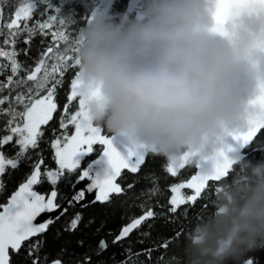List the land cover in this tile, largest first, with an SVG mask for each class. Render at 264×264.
Masks as SVG:
<instances>
[{
  "label": "clouds",
  "instance_id": "9594fccd",
  "mask_svg": "<svg viewBox=\"0 0 264 264\" xmlns=\"http://www.w3.org/2000/svg\"><path fill=\"white\" fill-rule=\"evenodd\" d=\"M70 3L71 0H65ZM137 19L93 10L73 45L83 120L176 163L211 161L264 121V6L214 31L215 0H138ZM213 210L184 232L182 264H249L264 248V161L229 157Z\"/></svg>",
  "mask_w": 264,
  "mask_h": 264
},
{
  "label": "trees",
  "instance_id": "16d2710c",
  "mask_svg": "<svg viewBox=\"0 0 264 264\" xmlns=\"http://www.w3.org/2000/svg\"><path fill=\"white\" fill-rule=\"evenodd\" d=\"M96 1L71 0L70 3H67L65 0H49L52 9L59 10L60 13L57 14L49 9L44 15L41 13L44 12L46 5L39 4L36 13L27 21L29 27L35 26L33 34L30 36L27 31H22L16 38V43L12 45L4 43L5 36L9 31L5 25L14 18L15 12L27 0H0V33H2L0 34V51L14 52L17 62L27 70L19 71L18 76L13 77V81L21 77L26 79L27 74L33 71L42 59L45 60L47 68L51 72L52 65L57 61L44 56L49 47H52L54 52L61 53L68 48L67 54L74 55L70 48L73 46L75 32L87 22ZM127 3L128 0H110L108 11L124 13L127 11ZM53 15H56V20L51 21V26L41 32L37 22L43 23ZM129 15L132 14L129 13ZM62 18L65 19L63 24L60 23ZM24 23L23 20L20 22L21 28ZM60 33L67 36V41L59 39ZM26 39L29 40L27 44L24 42ZM49 56L52 54L50 53ZM65 63L72 64L74 61ZM0 69H3L0 71V85H8V87L0 89V99L8 97V100L0 105V109H7L9 102H13L17 112L24 111L23 104L14 103L15 97L18 92H26L27 87H31L34 82L29 81L23 89H14L12 84H8V77L12 75V71L11 60L7 57H0ZM76 71V67L68 68L63 77H60L59 74L56 75L57 79L62 80V84L57 87L54 96L57 109L53 112L52 119L47 124L41 125L43 135L38 141V147L29 151L31 160L22 162L18 170L7 168L6 173L0 176V180L4 182V188L0 190V205L4 204L16 187L26 179L32 170L31 165L37 163L41 158L45 164L43 171L58 168L52 143L57 138L62 139L65 134L73 131L74 126L71 124H68L66 129H62L60 125L62 117L67 123L70 115L76 111L77 102L67 100ZM43 74L42 68L41 72L37 73V77L40 78ZM52 83L54 81L49 79L39 95H36L34 89L32 99L47 95V88L51 87ZM65 104L69 105L67 114L64 112ZM10 118L8 114L0 113V137L8 134L6 130ZM101 134L111 136L103 130H101ZM93 148V153L85 158L81 169L86 162L99 155L103 146L94 145ZM18 150L10 146L7 147V150L4 146L0 148L1 153L6 157H10L9 153H17ZM243 158L252 162L264 161V135H258L246 144L243 149ZM168 163L169 161L164 157L147 153L145 162L136 173H131L129 170L121 171L117 183L126 190L123 194H111L109 202L88 203L86 208L81 205L77 206L73 202L72 204L68 203L67 211L49 226L46 233L23 242L18 253L9 250V264H32V261L37 257L39 264H51L56 260H60L62 264H182L184 232L197 218L213 210L211 201L214 197L215 187L220 182H208V188L202 198H198L194 204L182 205L176 213H171L169 211L171 208L169 200L173 195L170 191L171 186L187 182L195 172V167L186 165L184 169L178 171L176 177H173L166 171ZM81 169H77L70 175V182H58L56 186L57 203H61L72 193V183L78 179ZM156 183L160 189L159 194L149 196L147 190L153 188ZM130 184L133 187L129 189L128 185ZM35 189L48 195L53 190V186L45 178V182L35 186ZM182 192L186 196L190 193L188 189H182ZM149 208L156 213L155 217L142 222L125 239L113 243L126 224L143 215ZM77 213L82 214V220L77 229L73 231L68 226ZM36 240H41L42 245L39 251L30 257L28 255L29 245L34 244ZM101 240L106 242V249L99 248ZM165 241H168L166 248L163 247ZM148 250H151L150 255ZM247 255L251 258L252 264H264V248Z\"/></svg>",
  "mask_w": 264,
  "mask_h": 264
},
{
  "label": "snow or ice",
  "instance_id": "6c2138e0",
  "mask_svg": "<svg viewBox=\"0 0 264 264\" xmlns=\"http://www.w3.org/2000/svg\"><path fill=\"white\" fill-rule=\"evenodd\" d=\"M39 4L46 5L45 10L41 15L52 9L49 0H27L22 4L15 12L14 18L5 26L9 30L5 36L4 43L12 44L16 43V38L22 31H27L31 36L35 30V26L29 27L27 21L32 18L36 13ZM216 10L214 14L215 27L214 31L222 33L223 25L225 21L241 11L250 9L252 5L259 4L264 6V0H215ZM55 13L59 14V10L52 9ZM56 15L49 16L48 20L40 23L37 22L41 32L51 26V21L56 20ZM25 21L23 28L20 27V22ZM60 23H65V19H61ZM2 34V33H0ZM60 40L67 41V36L63 33L59 35ZM26 44L28 39L24 41ZM69 49H64V52H54L52 47H49L44 53L45 57L54 59L57 62L52 65V70L49 72L45 60H41L36 68L27 74L26 79L21 77L13 81L14 76H18L19 71L26 69L22 68V65L15 59L14 52L0 51V57H7L11 60L12 75L8 77V84H12L13 88H25L29 81L34 82L31 87H27L26 92H18L15 97V104H23L24 111L17 112L13 102H9L7 109H0V113H6L11 118L7 122V131L9 134L0 137V148L13 141L15 137V144L19 147V150L13 157H6L0 153V176L6 173L7 168L12 170H18L22 162L30 161L31 157L29 151L38 147V141L42 137L41 125L47 124L52 119L53 112L57 109V104L54 102V96L59 85L62 84L61 79H57L56 75L59 74L63 77L64 72L68 68H75L74 55H68ZM70 51L74 54L76 49L71 46ZM52 56H49V54ZM66 61H74L72 64L65 63ZM6 67V66H4ZM43 68L44 74L38 78L37 73L41 72ZM3 69H0L2 71ZM49 79L53 80L52 86L47 88V95L40 99H32V93L35 89L36 95L43 90L48 83ZM78 73H75V79L71 82V93L67 96L69 102H78V110L75 111L64 122L61 118L62 129H66L68 124H71L75 128L74 134L71 136L65 134L64 141L61 144V140L57 138L52 143V147L55 149V161L58 165L56 170L41 171V165L43 159L39 162L31 165L32 171L27 176L25 182L21 183L16 191H14L7 201V204L0 205V264H9V249L13 252H19L23 242L29 241L30 238L37 237L40 234L46 233L49 226L58 220L60 216L64 215L67 211L65 208L60 212V215L54 219L49 217L44 222L35 223L37 218L42 213H52L55 210L61 208V204L57 203L58 191L56 186L60 181H69L71 174L75 173L77 169H81L82 161L93 153L94 145H102L103 150L98 158L92 160L86 167L80 170V175L75 183H72V188H76L77 184L82 181H90L86 185V191L92 193L96 190L94 200L90 203L95 204L100 202L101 204L109 202L111 194L121 195L126 190L116 183L117 177L121 175L122 169H128L131 173H136L140 166L145 162L146 151L142 146L128 147L126 152L122 154L118 151L112 143V140L107 135L101 134V129L93 127L87 124L83 120V105L84 101L78 92ZM8 87V85H0V89ZM8 97L0 99V105H3ZM27 101V102H26ZM254 104H258L264 107V88L261 89V95L256 100L252 101ZM68 104L64 106V112H68ZM22 120V126L20 121ZM15 125V126H13ZM258 135H264V121L253 123L246 131L232 134V139L241 141L242 143H248ZM211 171L201 170V162L193 161L186 154L181 157L176 163L169 161L166 171L171 176L176 177L180 169H184L186 165H194L198 171L191 177L186 183H178L171 186L170 191L173 193L169 200L171 213H176L182 205L194 204L198 198H202L203 194L208 188V182H220L224 177L228 175V170L231 161L226 155L225 149L222 148L211 160ZM106 165V167H103ZM10 175V174H9ZM46 181L53 186V190L49 195L39 193L34 190V186L42 185ZM219 186V185H218ZM215 187V191H219V187ZM133 185H128V188H132ZM4 182L0 180V190H3ZM190 189L193 194L185 195L181 190ZM158 183L154 184V187L147 190L149 196H155L159 194ZM85 198V190L80 189L71 200L68 201L72 204L75 201L79 204ZM88 202L81 205V207H87ZM207 207V205H205ZM156 213L149 208L144 215L134 219L131 223L125 226L120 234L115 238L113 243L121 241L127 237L134 229H137L142 222L153 218ZM82 220V214L77 213L71 220L68 228L70 230H76L79 223ZM145 235H147L145 233ZM168 241H165L163 247H167ZM42 245L41 240H36L34 244L29 245L28 255L34 256ZM99 248L101 250L107 248V244L104 240L99 242ZM149 255H150V251ZM131 256V253H130ZM175 259V258H173ZM32 264H39V259H34ZM53 264H61L60 260H56Z\"/></svg>",
  "mask_w": 264,
  "mask_h": 264
},
{
  "label": "water",
  "instance_id": "95a60500",
  "mask_svg": "<svg viewBox=\"0 0 264 264\" xmlns=\"http://www.w3.org/2000/svg\"><path fill=\"white\" fill-rule=\"evenodd\" d=\"M138 3V0H129L128 1V3H127V8H126V10L128 11V12H131V11H133L134 9L136 10V14H137V16L138 17H140V14H139V9H138V7H135L136 6V4ZM109 138L112 140V143H113V146L118 150V151H120L122 154H124L125 152H126V149L129 147V145L125 142V141H123L121 138H119V137H116V136H109ZM250 142V141H249ZM248 142V143H249ZM246 144L247 143H242L241 141H237V140H233L231 137H229V138H227L226 139V141H225V143H224V146H223V148L225 149V152H226V155L227 156H229V157H237V158H240V157H243V149H244V147L246 146ZM103 150V149H102ZM102 152V151H101ZM100 155V154H99ZM98 155V156H99ZM98 156L97 157H95L94 159H96V158H98ZM94 159H92V160H94ZM91 160V161H92ZM91 161H89L88 163H90ZM87 163V164H88ZM87 164H86V166H87ZM85 166V167H86ZM211 166H212V162L211 161H206V162H201V170H203V171H211ZM103 167H106V165H104ZM33 170V169H32ZM122 170H128V169H122ZM121 170V171H122ZM198 170L197 169H195V172L188 178V180H190L191 179V177L193 176V175H195L196 174V172H197ZM31 173V172H30ZM27 178V177H26ZM118 178V177H117ZM26 180V179H25ZM25 180L23 181V182H25ZM187 180V181H188ZM77 181V180H76ZM75 181V182H76ZM23 182H21V183H23ZM74 182V183H75ZM210 182V181H209ZM214 182V181H213ZM20 183V184H21ZM88 183H90V181H87V180H85V181H82V182H80L79 184H77V187L74 189V188H72V193L64 200V201H62L61 203H59V204H61V208H59V209H57V210H55L54 212H52V213H42L38 218H37V220L35 221V223H41V222H44L46 219H48L49 217H51V218H55L56 216H58V215H60V212L61 211H63L65 208H66V206L68 205V201L69 200H71V196H72V194L73 193H77L80 189H84L85 190V198H84V200H82L79 204H77L75 201H73V203L75 204V205H77V206H80V205H82V204H84V203H86V202H88V203H90L92 200H94V198H95V195H96V190H93V192L92 193H88L87 191H86V185L88 184ZM116 183H117V181H116ZM19 184V185H20ZM19 185L16 187V189L14 190V191H16L17 189H18V187H19ZM35 190V189H34ZM189 191H191L192 193L191 194H193V191L192 190H190V189H188ZM13 191V192H14ZM12 192V193H13ZM11 193V194H12ZM11 194H10V196H11ZM10 196L8 197V199L10 198ZM8 199H7V201H8ZM7 201L4 203V204H2V205H5V204H7ZM0 210H2V208H0ZM144 215V214H143ZM142 216V215H141ZM141 216H139V217H141ZM139 217H137V218H139ZM137 218H135V219H137ZM134 220V219H133ZM132 220V221H133ZM131 221V222H132ZM131 222H129V223H131ZM128 223V224H129ZM128 224H126L125 226H127ZM124 226V227H125ZM123 227V228H124ZM122 228V229H123ZM121 229V230H122ZM121 230H120V232H121ZM120 232L118 233V235L120 234ZM117 235V236H118ZM116 236V237H117ZM115 237V238H116ZM126 238V237H125ZM125 238H123V239H125ZM9 250H11V249H9ZM54 262V261H53ZM53 262L51 263V264H53ZM62 264V263H61ZM249 264H252V260L250 259V261H249Z\"/></svg>",
  "mask_w": 264,
  "mask_h": 264
},
{
  "label": "flooded vegetation",
  "instance_id": "af4514ba",
  "mask_svg": "<svg viewBox=\"0 0 264 264\" xmlns=\"http://www.w3.org/2000/svg\"><path fill=\"white\" fill-rule=\"evenodd\" d=\"M129 1V0H128ZM135 7H138V3L136 4V6ZM128 12V11H127ZM128 13H131L132 15V17H135V18H137V19H141L142 17L140 16V17H138L137 16V14H136V10L134 9L133 11H131V12H128ZM46 96V95H45ZM77 109H78V102H77V105H76V111H77ZM21 126H22V120H21ZM13 126H15V125H13ZM41 127V126H40ZM7 131V130H6ZM7 133L9 134V132L7 131ZM11 147V148H17V149H19V147L15 144V137H14V139H13V141H11V142H9L7 145H4V148L7 150V147ZM103 149V148H102ZM10 150V149H9ZM102 151V150H101ZM0 153H1V151H0ZM101 153V152H100ZM99 153V154H100ZM10 154V157H13V156H15V154L16 153H9ZM89 161H91V160H89ZM88 161V162H89ZM39 162V161H38ZM88 162H86L85 164H84V167L86 166V164L88 163ZM44 163L41 165V171L43 172V170H44ZM83 167V168H84ZM32 171V170H31ZM123 171V170H122ZM30 174V173H29ZM117 181V180H116ZM34 189H35V186H34ZM36 190V189H35ZM37 191V190H36ZM40 193V192H39ZM42 194V193H41ZM45 195V194H44ZM49 195V194H48ZM45 196H47V195H45ZM71 198H72V196H71Z\"/></svg>",
  "mask_w": 264,
  "mask_h": 264
},
{
  "label": "rangeland",
  "instance_id": "374dc122",
  "mask_svg": "<svg viewBox=\"0 0 264 264\" xmlns=\"http://www.w3.org/2000/svg\"><path fill=\"white\" fill-rule=\"evenodd\" d=\"M110 6V0H97L96 3L94 4V6L92 7V10L91 12L95 9V10H107L108 11V8ZM19 9V8H18ZM75 79V78H74ZM71 93V92H70ZM44 97V96H42ZM40 97V98H42ZM38 98V99H40ZM78 110V109H77ZM75 132V128L73 127V131L67 135L71 136L72 134H74ZM61 140V144L63 143L64 141V138L60 139ZM94 149V148H93ZM85 161V159L82 161V163ZM81 163V164H82ZM186 183V182H185ZM182 191V190H181ZM192 192L190 191L189 195L191 194ZM74 195H76L77 193H73ZM72 194V195H73Z\"/></svg>",
  "mask_w": 264,
  "mask_h": 264
}]
</instances>
